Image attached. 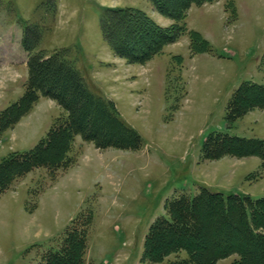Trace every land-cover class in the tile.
<instances>
[{
  "label": "rangeland",
  "instance_id": "374dc122",
  "mask_svg": "<svg viewBox=\"0 0 264 264\" xmlns=\"http://www.w3.org/2000/svg\"><path fill=\"white\" fill-rule=\"evenodd\" d=\"M108 8H135L162 27L173 24L149 0H0V115L25 91L22 40L29 26L41 35L36 52L65 51L90 88L142 138L139 150L127 151L97 149L78 136L68 169L36 168L16 180L0 196V264H42L62 247L73 220L87 217L84 264H153L143 260L146 235L179 194L193 197L207 188L264 198L260 158L207 160L203 153L212 133L264 140V109L230 125L226 119L242 83L264 85V0L192 6L187 32L145 65L118 58L104 41L101 20ZM190 31L200 33L210 51L193 54ZM63 115L56 102L41 97L0 135V163L32 150Z\"/></svg>",
  "mask_w": 264,
  "mask_h": 264
},
{
  "label": "trees",
  "instance_id": "16d2710c",
  "mask_svg": "<svg viewBox=\"0 0 264 264\" xmlns=\"http://www.w3.org/2000/svg\"><path fill=\"white\" fill-rule=\"evenodd\" d=\"M153 9L173 20L158 25L135 8H108L101 20L104 41L114 54L130 64L145 65L187 32L185 19L192 6L218 0H149ZM22 46L28 54V78L23 96L0 115V135L26 116L41 97L56 102L65 112L32 150L14 153L0 163V196L18 179L36 168L50 173L72 165L76 138L97 149L139 150L142 138L123 121L115 105L93 91L65 51L36 52L40 32L26 26ZM193 54L210 51L196 31L188 32ZM264 63V60H263ZM264 109V85L242 83L227 106L228 124L250 111ZM207 160L225 156L258 157L264 166V140L212 133L203 146ZM166 216L149 228L143 260L153 264H218L237 255L232 264H264V198L224 195L201 188L196 196L181 193L167 202ZM91 217L73 220L59 250L49 252L42 264H84ZM186 252L185 258L179 253ZM175 255V259L171 256Z\"/></svg>",
  "mask_w": 264,
  "mask_h": 264
}]
</instances>
